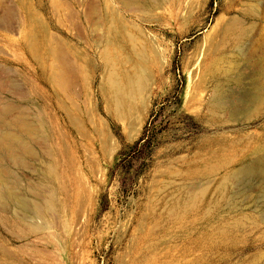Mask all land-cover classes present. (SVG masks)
<instances>
[{
	"label": "rangeland",
	"instance_id": "1",
	"mask_svg": "<svg viewBox=\"0 0 264 264\" xmlns=\"http://www.w3.org/2000/svg\"><path fill=\"white\" fill-rule=\"evenodd\" d=\"M134 1L0 0V264H264V0ZM123 19L154 77L135 131L102 86Z\"/></svg>",
	"mask_w": 264,
	"mask_h": 264
},
{
	"label": "bare ground",
	"instance_id": "2",
	"mask_svg": "<svg viewBox=\"0 0 264 264\" xmlns=\"http://www.w3.org/2000/svg\"><path fill=\"white\" fill-rule=\"evenodd\" d=\"M119 1H120L119 3L122 4L123 9L126 11L132 9L134 7L133 5L135 4L134 0H119ZM139 3H140V1H139ZM94 5H93V7H90L91 9L87 12V14H88L87 19L90 20L89 23H91V25L92 24L94 25V23L96 22L95 20H92V22H91L92 14L95 15L96 13H98L100 15V18L97 17L96 19H100V21L103 20L102 16L104 15L102 8H98L97 6H94ZM96 5H97V3H96ZM137 5H138V3H137ZM134 8H133V10H135ZM136 10H138V9H136ZM93 19H94V17H93ZM100 21L97 20V24ZM125 21L126 20L123 19L122 21L119 22L118 25L114 26L113 28H115V31H117L118 34H121L122 36H124L125 44L130 48L132 55L134 56L135 60H134V62L130 63V60H131L130 57L126 56V57H128L127 59L125 57L120 58L117 51L114 52V55H111V53H108L106 56H104L102 58V60H103L102 64L106 68L107 74L105 77H103L102 86L106 90L107 103L110 106L111 111L115 114L116 117H118L120 119H125V121H126L125 124H126V126H128V130L135 131L140 126L144 112L146 111L147 104L149 101V97L152 93V92L150 93V91H151L150 89H152L151 86L154 83L153 82L154 77L152 78L151 73L148 70H146V66L144 65V63L146 64V62H148V60L146 58V54H145L146 52L142 49H139V47L137 46L136 36L134 34V30L136 29L137 25L134 22L128 23ZM97 24H95V25L97 26ZM99 27H100V25H99ZM100 36H101V34H100ZM48 38H49L48 39L49 45H48V51L47 52L49 54V58L54 60V64L52 61V62H50V64L48 63V66H47V69H49L48 79H49L51 86L58 93L61 92L63 94H66L67 89H71L73 83L75 82V79L73 77H76L77 74H80V77H82L83 82H85L86 78H85V74H84V69L79 64L74 65L72 62H70L67 58V57H69V55H66V57L64 56L63 47L56 46L59 44H56L55 39H57V38H55V36L50 37V35H49ZM99 38H98V40H99ZM93 40L95 42L97 39L94 38ZM60 42L61 41H59V43ZM53 43L55 45H53ZM97 43H100V42L97 41ZM30 46H32V45H30ZM60 46H61V44H60ZM143 49H145V48H143ZM104 50H106V49H104ZM105 53H106V51H105ZM101 57H102V55H101ZM75 94H76V91H75ZM255 95H256V97H258V94H255ZM68 96L69 95L67 94V97ZM70 100H75V99H70ZM74 104L77 105V103H75V102H74ZM21 121L22 120L20 119V122ZM20 124L21 123H19V125ZM8 133H10V132H8ZM4 134H5L4 136H0V138H1L0 140L3 142V145L4 144L6 145V143H10V148H12V146H14V143H15L14 142L15 139H13L14 137H12V139L10 137L7 138L9 134H7V135H6V133H4ZM0 135H2V132L0 133ZM5 136H7V137H5ZM1 144L2 143H0V146H1ZM6 146L8 147L9 145L7 144ZM0 149H1V147H0ZM12 152H13V150H12ZM3 153H5V152H3ZM28 153H29V151H28ZM13 157H15V156H13ZM257 162H258L257 163L258 165H261L264 163L263 161H260V159ZM246 173H247V170H243V174H246ZM224 179L222 181H226V179L225 180ZM6 187H8V186H6ZM1 189L3 190V188H1ZM13 197H12V199H13ZM20 198H18V199H20ZM18 203H20V202H18ZM19 205H21V204H19ZM2 208H5V207H2Z\"/></svg>",
	"mask_w": 264,
	"mask_h": 264
},
{
	"label": "trees",
	"instance_id": "3",
	"mask_svg": "<svg viewBox=\"0 0 264 264\" xmlns=\"http://www.w3.org/2000/svg\"><path fill=\"white\" fill-rule=\"evenodd\" d=\"M138 142V141H137Z\"/></svg>",
	"mask_w": 264,
	"mask_h": 264
}]
</instances>
